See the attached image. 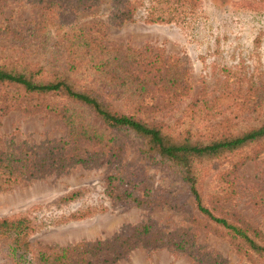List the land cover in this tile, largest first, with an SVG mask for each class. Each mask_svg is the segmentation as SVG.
Returning a JSON list of instances; mask_svg holds the SVG:
<instances>
[{"label":"rangeland","instance_id":"1","mask_svg":"<svg viewBox=\"0 0 264 264\" xmlns=\"http://www.w3.org/2000/svg\"><path fill=\"white\" fill-rule=\"evenodd\" d=\"M129 1L136 7L132 21L116 23L117 19L112 17L114 0H83L85 9L73 22L56 19L48 33L39 30L45 16V0H2L0 59H19L60 71L68 61L57 44L60 33L85 26L106 44L161 51L171 56L183 72L187 82L184 93L176 100H168L157 91L147 94L145 102L156 108L138 117L163 123L164 129L173 135L189 130L193 138L204 135L211 124L226 119L234 127L231 131L264 123V7H242L235 3L240 0H201L192 14L180 16L178 22L146 23V8L156 6L154 0ZM72 79L79 87L95 91L115 110L134 112L126 101L130 92L86 77L72 76ZM152 88L150 85L149 89ZM65 132L60 120L44 112L26 114L12 110L2 115L0 111V147L21 141L39 144L45 139L63 137ZM234 159L226 157L211 165L212 169L202 179L203 197L209 201L220 186L227 187L228 181L233 192L220 204L264 232V206L255 204L253 197L254 190L264 186V152L237 168L232 167ZM118 167L119 171L140 173L148 187L179 201L181 208L165 202L146 207L125 201L113 205L105 190L106 177L116 171L110 161L102 159L95 166L75 165L63 172L0 189V216L28 211L38 224L30 236L33 248L112 239L127 226L148 223L164 233L189 230L202 250L218 255L222 264H264L247 259L227 237L194 223V217L199 220L203 216L175 174L148 163L129 144L124 147ZM224 171L227 173L220 175ZM143 186L138 193H142ZM72 190L80 192L70 201L57 202ZM86 257L101 263L111 254ZM107 264H198V261L169 245L148 246L138 242L125 255Z\"/></svg>","mask_w":264,"mask_h":264},{"label":"trees","instance_id":"2","mask_svg":"<svg viewBox=\"0 0 264 264\" xmlns=\"http://www.w3.org/2000/svg\"><path fill=\"white\" fill-rule=\"evenodd\" d=\"M45 1L41 32H48L56 19L73 22L85 9L83 0ZM154 2L156 6L146 8V23L178 22L180 16L192 14L201 0ZM235 3L247 8L264 7V0ZM135 11V5L129 0H114L112 17L122 24L132 21ZM57 44L68 60L60 71L19 59H0L1 114L12 110L26 114L44 112L66 127L65 135L57 139H45L39 144L10 142L0 147V189L63 172L75 165L95 166L104 159L110 161L116 171L106 177L105 190L113 205L125 201L146 207L165 202L181 208L179 201L148 187L140 173L119 171L124 147L129 144L148 163L170 171L185 185L196 210L203 216L199 220L194 217V223L227 237L250 261L264 262V232L238 212L229 211L220 204L233 192L232 184L227 181V187L220 186L209 201L201 191L202 179L214 162L233 156L232 167L237 168L264 152V123L231 131L234 127L226 119L211 124L204 135L193 138L189 130L173 135L164 129L163 123L138 117L139 114L148 115L152 112L148 109L156 108L145 102L147 94L157 91L168 100H176L187 89L184 74L171 56H165L161 51L154 53L103 43L85 26L62 31ZM72 76L86 77L130 92L126 101L134 112L125 114L115 110L95 91L79 87ZM150 85L152 89H149ZM143 184L140 194L137 190ZM79 192L72 190L59 197L57 202L70 201ZM253 197L255 204L264 206V186L256 188ZM71 217L76 218V215ZM37 228V222L28 211L0 216V264H107L109 260L125 255L138 242L184 250L198 264H222L218 255L202 250L196 243L195 234L184 229L164 233L151 224L139 223L125 227L112 239L33 248L30 236ZM104 252L111 257L104 258L101 263L86 257Z\"/></svg>","mask_w":264,"mask_h":264}]
</instances>
